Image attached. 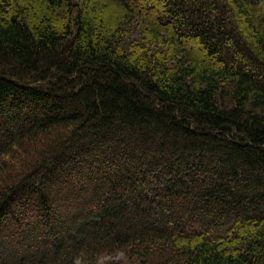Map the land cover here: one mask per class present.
<instances>
[{
    "label": "trees",
    "instance_id": "obj_1",
    "mask_svg": "<svg viewBox=\"0 0 264 264\" xmlns=\"http://www.w3.org/2000/svg\"><path fill=\"white\" fill-rule=\"evenodd\" d=\"M0 264H264V0H0Z\"/></svg>",
    "mask_w": 264,
    "mask_h": 264
},
{
    "label": "rangeland",
    "instance_id": "obj_2",
    "mask_svg": "<svg viewBox=\"0 0 264 264\" xmlns=\"http://www.w3.org/2000/svg\"><path fill=\"white\" fill-rule=\"evenodd\" d=\"M105 261H102V263H104Z\"/></svg>",
    "mask_w": 264,
    "mask_h": 264
}]
</instances>
